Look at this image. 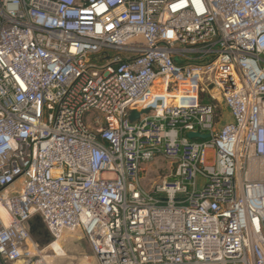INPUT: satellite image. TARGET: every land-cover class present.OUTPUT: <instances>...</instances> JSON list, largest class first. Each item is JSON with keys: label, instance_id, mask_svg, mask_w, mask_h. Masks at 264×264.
<instances>
[{"label": "built area", "instance_id": "obj_1", "mask_svg": "<svg viewBox=\"0 0 264 264\" xmlns=\"http://www.w3.org/2000/svg\"><path fill=\"white\" fill-rule=\"evenodd\" d=\"M78 231L84 264H264V0H0V264Z\"/></svg>", "mask_w": 264, "mask_h": 264}, {"label": "rangeland", "instance_id": "obj_2", "mask_svg": "<svg viewBox=\"0 0 264 264\" xmlns=\"http://www.w3.org/2000/svg\"><path fill=\"white\" fill-rule=\"evenodd\" d=\"M182 99H184L182 97ZM193 101V99L191 100ZM190 101V102H191ZM198 101H204L201 98ZM225 112L223 104L218 105V113L216 119V125L220 122L221 114ZM225 114L224 118L218 125H222L225 122ZM207 163L212 162L211 154L207 155ZM170 172L168 164L158 160L148 166H145L144 172L142 173V185L150 190L152 184L158 181L160 178L167 176ZM203 186V181L201 178L198 180V190H201ZM42 246L47 245L46 238L37 237ZM51 249L57 254L58 257H62L60 259H56L55 264H79L81 262L86 261V257H89L91 254V248L89 246L88 241L85 239V236L81 231L76 232L71 237L65 239L64 249L62 243L59 241L58 245L51 247Z\"/></svg>", "mask_w": 264, "mask_h": 264}, {"label": "water", "instance_id": "obj_3", "mask_svg": "<svg viewBox=\"0 0 264 264\" xmlns=\"http://www.w3.org/2000/svg\"><path fill=\"white\" fill-rule=\"evenodd\" d=\"M150 112V109L147 108V109H144V110H133L130 112L129 114V120L131 122H135L139 119L140 115H148ZM210 137V134H206V135H201V134H198V133H188L187 134V138L190 139V140H193V139H199V140H205V139H208ZM34 221H38V218H35L33 220ZM30 225V233L32 235H34V229L32 227V221L29 223Z\"/></svg>", "mask_w": 264, "mask_h": 264}, {"label": "bare ground", "instance_id": "obj_4", "mask_svg": "<svg viewBox=\"0 0 264 264\" xmlns=\"http://www.w3.org/2000/svg\"><path fill=\"white\" fill-rule=\"evenodd\" d=\"M168 94H166L165 92H164V89L163 88H158V91L157 90H155L154 92H153V94H150V95H148V96H146L145 98H143V100H142V105L143 106H146V105H148V104H153L154 102H155V100L156 99H158V98H161V99H163L164 100V102H165V104H168V96H167ZM191 98V100L193 99L192 97H190ZM192 102V101H191ZM191 102H189V103H187V104H183V105H188V104H190ZM176 103H178L177 101H176ZM181 103H184L183 101L181 102ZM180 104V103H179ZM58 243H59V241H57V242H55L53 245H52V247H54V246H56V244L58 245ZM88 260H91V259H88ZM79 264H84V262H81V263H79Z\"/></svg>", "mask_w": 264, "mask_h": 264}, {"label": "crops", "instance_id": "obj_5", "mask_svg": "<svg viewBox=\"0 0 264 264\" xmlns=\"http://www.w3.org/2000/svg\"><path fill=\"white\" fill-rule=\"evenodd\" d=\"M168 97H170V95H167ZM182 97L184 98V99H182ZM184 102V103H181V102ZM191 101V98L190 97H184V96H181V95H179V96H177V102L178 103H180V104H187V103H189ZM224 109H225V112H223L222 114H221V120L224 118V114H225V122H224V124L225 123H229V122H231V116H230V114H229V112L227 111V109L224 107ZM221 120H220V122H221ZM219 122V123H220ZM218 123V124H219ZM216 125V128L217 129H220L221 127H222V125Z\"/></svg>", "mask_w": 264, "mask_h": 264}, {"label": "flooded vegetation", "instance_id": "obj_6", "mask_svg": "<svg viewBox=\"0 0 264 264\" xmlns=\"http://www.w3.org/2000/svg\"><path fill=\"white\" fill-rule=\"evenodd\" d=\"M32 226L34 228L36 236H38L40 238H45L46 237L44 229H43V227L41 226V224L38 221L32 222Z\"/></svg>", "mask_w": 264, "mask_h": 264}]
</instances>
